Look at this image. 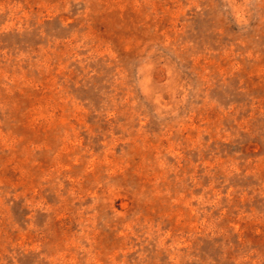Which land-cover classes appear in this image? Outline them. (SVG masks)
Returning <instances> with one entry per match:
<instances>
[{
	"label": "rangeland",
	"instance_id": "rangeland-1",
	"mask_svg": "<svg viewBox=\"0 0 264 264\" xmlns=\"http://www.w3.org/2000/svg\"><path fill=\"white\" fill-rule=\"evenodd\" d=\"M0 264H264V0H0Z\"/></svg>",
	"mask_w": 264,
	"mask_h": 264
}]
</instances>
